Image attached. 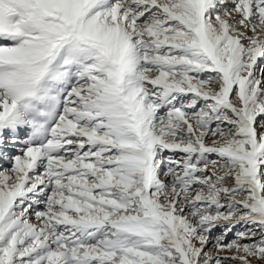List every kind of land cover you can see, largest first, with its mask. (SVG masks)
Wrapping results in <instances>:
<instances>
[{"label":"snow or ice","instance_id":"1","mask_svg":"<svg viewBox=\"0 0 264 264\" xmlns=\"http://www.w3.org/2000/svg\"><path fill=\"white\" fill-rule=\"evenodd\" d=\"M0 148V264H264V0H0Z\"/></svg>","mask_w":264,"mask_h":264},{"label":"rangeland","instance_id":"2","mask_svg":"<svg viewBox=\"0 0 264 264\" xmlns=\"http://www.w3.org/2000/svg\"><path fill=\"white\" fill-rule=\"evenodd\" d=\"M22 136L25 134L24 130H21V133H20ZM0 150H6L8 151L10 154H15V149L13 148H7V149H2L0 148Z\"/></svg>","mask_w":264,"mask_h":264}]
</instances>
